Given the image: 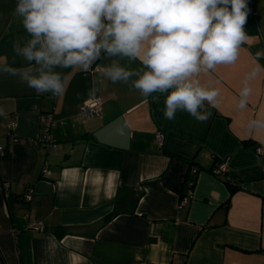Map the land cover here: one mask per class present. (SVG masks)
Wrapping results in <instances>:
<instances>
[{"label": "crops", "instance_id": "1", "mask_svg": "<svg viewBox=\"0 0 264 264\" xmlns=\"http://www.w3.org/2000/svg\"><path fill=\"white\" fill-rule=\"evenodd\" d=\"M16 2L0 0V63L24 67L13 52L27 38ZM249 8L250 39L236 63L201 77L221 93L206 123L186 112L166 120L164 95L156 102L131 80L102 76L112 59L141 67L127 58L102 53L87 71L61 70L60 96L0 74V264H264V157L243 144L264 148V131L247 127L264 118V71L249 80L247 107H236L246 75L257 63L264 68L255 57L264 50V0H249ZM90 98L100 99L101 115L81 119ZM42 115H51L55 149L39 142ZM11 120L16 141L5 135ZM224 161L238 186L232 194L214 173Z\"/></svg>", "mask_w": 264, "mask_h": 264}, {"label": "clouds", "instance_id": "2", "mask_svg": "<svg viewBox=\"0 0 264 264\" xmlns=\"http://www.w3.org/2000/svg\"><path fill=\"white\" fill-rule=\"evenodd\" d=\"M250 12L249 0H17L14 16L27 38L16 40L13 52L25 66L0 63V74L18 78L37 95L60 96L65 92L61 70L87 71L102 53L127 58L141 67L112 59L102 76L113 83L131 80L133 88L156 102L164 95L166 120L186 112L206 123L221 93L201 77L236 63L250 39L245 30ZM255 57L264 58V50ZM261 71L257 63L246 75L238 109L247 107L249 80ZM247 127L264 131V118L249 120Z\"/></svg>", "mask_w": 264, "mask_h": 264}, {"label": "built area", "instance_id": "3", "mask_svg": "<svg viewBox=\"0 0 264 264\" xmlns=\"http://www.w3.org/2000/svg\"><path fill=\"white\" fill-rule=\"evenodd\" d=\"M101 115V101L98 98H90L83 102L78 109V116L81 119H90L93 117H97ZM40 124H41V130H42V137L39 142H41V145H43L46 148L55 149L57 147V143L49 136L48 131L49 127L52 124L51 115H42L40 117ZM14 120H11L10 123L5 128V135L7 137H10L14 141H16V134L14 131ZM155 142L159 147L162 146L163 143V134L158 132L155 134ZM256 154L259 157H264V148L256 147L255 149ZM6 154V149L4 146L0 145V157L4 156ZM214 173L216 175H222L224 177L230 176V166L227 161L222 162L218 167L214 170ZM192 182L189 183V186H192ZM3 190L7 193L9 185L8 183L2 184ZM190 194V189L188 190V194L182 198L180 205H184L187 203L188 196ZM7 195V194H6ZM23 198L26 201H29L31 199V191H28L23 195ZM31 228L43 231V226L40 223H31Z\"/></svg>", "mask_w": 264, "mask_h": 264}, {"label": "trees", "instance_id": "4", "mask_svg": "<svg viewBox=\"0 0 264 264\" xmlns=\"http://www.w3.org/2000/svg\"><path fill=\"white\" fill-rule=\"evenodd\" d=\"M243 144L249 150H255L256 149V144L251 140L244 141ZM224 181L226 182V184L228 186L230 194H232L235 190L238 189L237 182L231 177V175L228 177H224ZM191 182L193 183V181H191Z\"/></svg>", "mask_w": 264, "mask_h": 264}]
</instances>
